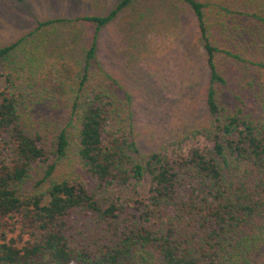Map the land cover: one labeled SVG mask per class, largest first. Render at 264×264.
Wrapping results in <instances>:
<instances>
[{
    "label": "trees",
    "instance_id": "16d2710c",
    "mask_svg": "<svg viewBox=\"0 0 264 264\" xmlns=\"http://www.w3.org/2000/svg\"><path fill=\"white\" fill-rule=\"evenodd\" d=\"M131 1L0 46V264H264V0H181L207 71L205 116L172 141L206 143L184 152L139 147L134 97L97 58ZM63 22L90 26L86 44L44 52L34 34ZM46 101L57 130L32 119ZM71 154L79 177L58 170ZM138 184L132 205L97 198Z\"/></svg>",
    "mask_w": 264,
    "mask_h": 264
},
{
    "label": "rangeland",
    "instance_id": "374dc122",
    "mask_svg": "<svg viewBox=\"0 0 264 264\" xmlns=\"http://www.w3.org/2000/svg\"><path fill=\"white\" fill-rule=\"evenodd\" d=\"M119 1L0 0V46L32 30L38 20L104 14ZM90 32L91 27L81 22H63L50 33L43 30L34 37L46 53L78 54ZM235 33L238 38L248 35L241 27ZM246 45L253 48L249 41ZM97 58L134 97V124L142 150L165 145L169 151L184 152L206 143L201 137H188L179 146L172 142L202 120L206 112L207 71L195 34L194 18L181 0H132L100 31ZM61 110L46 101L35 107L32 119L57 130L64 124ZM61 163L64 164L59 165L60 173L69 171L72 177L81 175L75 155H69ZM138 185L128 190L102 192L97 198L106 203L120 195L132 205V200L140 197Z\"/></svg>",
    "mask_w": 264,
    "mask_h": 264
}]
</instances>
